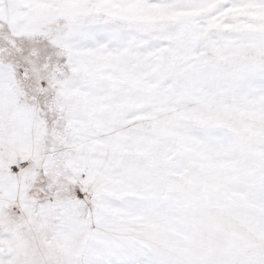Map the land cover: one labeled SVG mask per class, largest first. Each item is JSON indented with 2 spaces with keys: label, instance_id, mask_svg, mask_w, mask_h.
<instances>
[{
  "label": "snow or ice",
  "instance_id": "snow-or-ice-1",
  "mask_svg": "<svg viewBox=\"0 0 264 264\" xmlns=\"http://www.w3.org/2000/svg\"><path fill=\"white\" fill-rule=\"evenodd\" d=\"M0 264H264V0H0Z\"/></svg>",
  "mask_w": 264,
  "mask_h": 264
}]
</instances>
